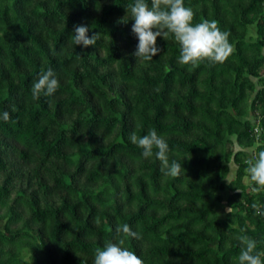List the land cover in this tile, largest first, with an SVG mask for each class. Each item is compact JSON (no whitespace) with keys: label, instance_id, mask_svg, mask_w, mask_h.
Segmentation results:
<instances>
[{"label":"trees","instance_id":"obj_1","mask_svg":"<svg viewBox=\"0 0 264 264\" xmlns=\"http://www.w3.org/2000/svg\"><path fill=\"white\" fill-rule=\"evenodd\" d=\"M133 3L0 0V264H93L119 239L143 264H236L244 235L264 252L247 172L264 151V0H184L230 34L224 62L195 66L171 34L136 61ZM79 24L95 46L72 43ZM49 69L58 89L33 100ZM153 129L178 177L131 142Z\"/></svg>","mask_w":264,"mask_h":264},{"label":"clouds","instance_id":"obj_2","mask_svg":"<svg viewBox=\"0 0 264 264\" xmlns=\"http://www.w3.org/2000/svg\"><path fill=\"white\" fill-rule=\"evenodd\" d=\"M131 14V32L137 38L138 44L132 55L136 61H151L157 56L161 49L157 45V38L167 39L171 34L180 45L178 63L182 66L192 65L207 61L210 64L224 62L232 52L229 43V33L221 31L216 21L205 20L193 24L194 12L191 8L184 6V0H134L128 6ZM125 19V18H124ZM89 28L86 25H75L71 41L75 46H95L100 34L88 35ZM59 87V81L51 69L42 71L34 82L31 94L33 100H38L41 95L52 96ZM5 122L10 119V114L5 111L2 117ZM133 144L143 150L142 156L155 157L161 163V172L165 177H178L182 171L181 164L173 160L169 163V147L166 140L153 129L143 137L135 133L130 136ZM156 150L155 153L153 150ZM247 172L250 180L256 187L253 192L264 191V151H260L253 161H249ZM252 207L257 210L258 215H264L257 204ZM232 208L226 209L231 214ZM117 236L124 234L132 238H138L139 234L133 231L128 224L119 225L116 228ZM240 242V252L235 257L236 264H264L261 259L264 252L256 251L257 242L248 236L235 237ZM124 240L119 239L117 243L108 241L102 249H97L93 264H143V261L135 252L123 247Z\"/></svg>","mask_w":264,"mask_h":264},{"label":"rangeland","instance_id":"obj_3","mask_svg":"<svg viewBox=\"0 0 264 264\" xmlns=\"http://www.w3.org/2000/svg\"><path fill=\"white\" fill-rule=\"evenodd\" d=\"M245 182H246V183H249V180H248V179H246V180H245Z\"/></svg>","mask_w":264,"mask_h":264}]
</instances>
